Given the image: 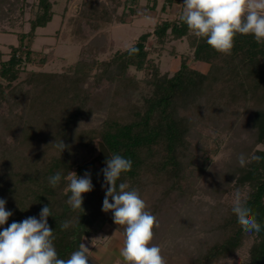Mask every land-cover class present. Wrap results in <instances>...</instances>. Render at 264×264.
Masks as SVG:
<instances>
[{
	"label": "trees",
	"instance_id": "16d2710c",
	"mask_svg": "<svg viewBox=\"0 0 264 264\" xmlns=\"http://www.w3.org/2000/svg\"><path fill=\"white\" fill-rule=\"evenodd\" d=\"M23 1L0 0V14L8 15V9ZM110 2L114 4L112 10L105 0H85L82 14L106 30L108 24L126 23L139 13L140 0ZM55 4L53 0H37L30 29L16 33L19 45L11 47L8 58L0 51V198L13 213L0 231L13 221L39 219L41 209L48 205L52 214L48 224L54 231L58 258L68 259L84 238L100 232V220L124 235V227L113 222V213L102 211L107 187H102V171H90L93 190L82 194L83 211L67 204L71 195L67 178L71 173L84 176L89 172L88 162L96 152L93 140L100 139L92 165L99 161L105 166L113 154L133 162L131 170L118 179L117 187L125 182L129 190H139L141 197L147 186L158 182L168 184L166 194L178 191L186 181L181 153L189 146L193 125L183 110L192 104L198 107L203 100L213 105L222 85L229 104H250V155H259L261 160L236 167L232 180L234 188L245 187L247 204L258 213L261 231L244 232L230 208L222 217V232L195 258V264L227 258L250 238L249 257L240 264H264V148L257 147L264 145V44H257L251 34H237L231 55L221 54L180 21L183 0H164L163 11L176 4L182 9L175 18H159L153 30L142 33L130 46L139 50L137 54L129 55L130 47L119 48L100 59L98 54L104 50L94 49L88 59L81 58L62 71L28 69L34 63L45 64L51 56L34 50L32 43L36 30L52 20ZM158 5L159 0H147L149 10H156ZM151 37L161 47L171 40L188 41L190 50L181 54L177 70H162L147 46ZM190 60L208 63L209 70L192 67ZM131 67L145 71L147 76L140 79L130 74ZM21 73H26V78L18 81ZM97 109L106 111L103 120L96 127L81 128ZM60 140L68 146L62 153L54 144ZM57 172L62 179L53 188L49 177ZM65 221L70 227L62 230L60 225ZM88 256L89 264H102L91 253Z\"/></svg>",
	"mask_w": 264,
	"mask_h": 264
},
{
	"label": "rangeland",
	"instance_id": "374dc122",
	"mask_svg": "<svg viewBox=\"0 0 264 264\" xmlns=\"http://www.w3.org/2000/svg\"><path fill=\"white\" fill-rule=\"evenodd\" d=\"M36 1L15 3L14 9L7 10L8 15L0 14V51L3 58L9 57L12 46L19 45L17 31L30 29L29 21L34 17ZM53 1L56 3L55 14L46 26L36 30L32 43L34 50L51 56L45 64L34 63L28 69L62 71L81 58L88 59L95 53L94 49L96 52L104 50L98 54L100 59L108 58L115 50L130 47L142 33L153 30L159 18H175L182 9L176 4L163 11L164 0H159L156 10H149L147 0H140L138 15L131 16L126 23L108 24L103 30L104 27H98L96 22L82 14L85 0ZM105 3L112 10L114 4L110 0H105ZM122 9V6L117 8V12L121 13ZM104 32L105 40L102 37ZM147 46L151 55L161 63L162 70L171 72L180 67L181 54L190 50L186 39L171 40L161 47L151 37ZM190 65L203 72L210 67L205 62L194 60H190ZM130 74L140 79L147 76L145 71H138L134 67L130 68ZM25 78L26 73H21L18 81ZM221 86L213 105L208 106L203 100L198 107L192 104L191 108L183 110V113L191 116L193 123L188 135L189 146L181 153L186 175L183 187L166 194L168 184L158 182L147 186L142 193L147 210L151 213L152 210L156 211L153 215L159 223L151 243L161 248L167 264H195V258L218 238L223 230L222 217L232 207L233 194L237 190L233 186L232 173L240 166L238 156L241 153L250 156L253 148V130L249 125L250 104H229ZM105 114V110L97 109L89 120L81 123V128L96 127ZM93 142L96 152L88 162V171L95 174L107 165L102 166L99 161L91 164L101 147L100 139ZM257 147L264 148V145ZM76 175L82 177L79 173ZM239 190L246 195L245 187ZM98 225L104 229V237L93 239L90 236L84 238L83 243L88 249H92V246L103 250L111 247L116 255L121 256L124 235L105 220H100ZM251 243L252 238L246 239L235 253L211 264H240L248 259ZM117 264L124 262L120 260Z\"/></svg>",
	"mask_w": 264,
	"mask_h": 264
},
{
	"label": "clouds",
	"instance_id": "9594fccd",
	"mask_svg": "<svg viewBox=\"0 0 264 264\" xmlns=\"http://www.w3.org/2000/svg\"><path fill=\"white\" fill-rule=\"evenodd\" d=\"M179 19L195 37L204 38L209 46L224 55H231L237 34H251L257 44H264V0H183ZM127 51L129 55H134L139 50L130 47ZM54 144L60 153L68 147L62 140ZM260 160L261 157L255 154L246 156L241 153L238 156L241 167L250 161ZM105 163L107 166L101 170L104 176L102 187L107 186L102 211H111L113 222L124 227L120 251L124 264H167L161 248L151 243L154 229L159 227V223L147 210L139 190H129L125 182L117 187L122 173L131 170L132 160L113 154ZM61 179V173L57 172L49 177V184L55 188ZM67 179L71 192L67 204L73 210L83 211L82 194L93 190L91 173L85 172L82 177L71 173ZM5 205L6 200L0 198V226L5 225L13 215ZM231 211L244 232L260 233L258 213L248 206L247 196L239 189L233 194ZM49 216H52L50 207L45 205L39 219L28 217L21 222L13 221L0 231V264H89V249L84 243L68 259L58 258L54 231L48 224ZM60 227L62 230L68 229L70 222L65 221Z\"/></svg>",
	"mask_w": 264,
	"mask_h": 264
},
{
	"label": "crops",
	"instance_id": "0c3cea01",
	"mask_svg": "<svg viewBox=\"0 0 264 264\" xmlns=\"http://www.w3.org/2000/svg\"><path fill=\"white\" fill-rule=\"evenodd\" d=\"M103 233H104V229L101 228L100 232L92 235L91 237H93V239H94V237L97 238V236L104 237L102 235ZM94 242L95 241H93V243ZM102 247H104V246H102ZM89 250L92 251L91 254L94 255L102 264H117L118 261L123 260L122 258H120L121 256L116 255L115 250L111 247L106 249V250H103V249H101V247L92 246V249H89Z\"/></svg>",
	"mask_w": 264,
	"mask_h": 264
}]
</instances>
